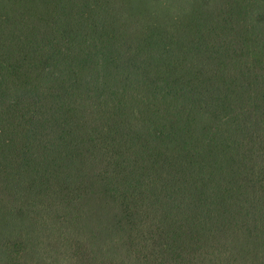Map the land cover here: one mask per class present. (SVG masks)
Returning <instances> with one entry per match:
<instances>
[{"label":"trees","instance_id":"trees-1","mask_svg":"<svg viewBox=\"0 0 264 264\" xmlns=\"http://www.w3.org/2000/svg\"><path fill=\"white\" fill-rule=\"evenodd\" d=\"M0 264H264V0H0Z\"/></svg>","mask_w":264,"mask_h":264}]
</instances>
